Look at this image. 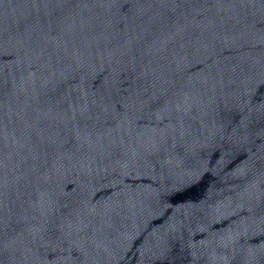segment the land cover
<instances>
[{
  "label": "water",
  "instance_id": "95a60500",
  "mask_svg": "<svg viewBox=\"0 0 264 264\" xmlns=\"http://www.w3.org/2000/svg\"><path fill=\"white\" fill-rule=\"evenodd\" d=\"M0 264H264V0H0Z\"/></svg>",
  "mask_w": 264,
  "mask_h": 264
}]
</instances>
